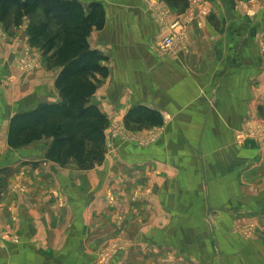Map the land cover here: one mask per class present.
Segmentation results:
<instances>
[{
	"label": "rangeland",
	"instance_id": "1",
	"mask_svg": "<svg viewBox=\"0 0 264 264\" xmlns=\"http://www.w3.org/2000/svg\"><path fill=\"white\" fill-rule=\"evenodd\" d=\"M85 1L88 0L78 2L85 7L86 12H89L90 4H86ZM95 1L103 7L102 22L92 27L86 34L89 47L95 40L91 36L92 31L105 30L107 27L105 11L125 10L123 7H128V0L120 5V0ZM140 3L141 7L165 30L163 35L151 40V47L160 54L174 58L179 54H184V56L191 54L190 36L188 35L191 24L198 22V25H201V20L210 15L217 5L224 6L221 12L224 16L222 19L236 17L244 28L251 24L255 26L264 15V0H235L233 8L228 7L229 5L227 6L224 0H184L177 4H169L167 0H140ZM43 12V6L37 7L36 12L27 17L29 22L46 21ZM51 21L52 26L48 31L49 34H54L55 20ZM13 22L14 14L11 12L5 22L9 33L20 25L19 23L13 27ZM262 29L259 28L258 34L253 37V48L259 56L262 53L260 58L264 60ZM220 32L218 30V33ZM170 36L173 40L170 44H160L164 38ZM118 43L104 39V46L119 45ZM200 47L201 42L196 46L197 50L192 49L197 62L201 55ZM104 52L110 57L105 64L106 62L109 65L115 64L116 57L112 55L113 53L106 50ZM40 55L29 49L19 51L7 60V64L12 63L11 65H14L19 73L17 78H14L11 73L8 76L4 74L3 82L9 92L12 89L15 91L13 99L26 98L30 93L41 89L42 91L39 92L41 94L44 92L41 97L44 101L51 102L52 99L53 103L60 101L53 79L58 68L48 64L49 59L47 55L42 54V51ZM39 65H44L45 69L35 78L32 74L36 72ZM261 66L256 64V72L261 70ZM239 72L241 76L245 70L239 69ZM250 84L249 90H246L244 86L248 85L247 79L241 80V97L246 101L250 100V105L240 106L243 114L236 123H224L226 133L223 139L207 138L208 134H216L217 127L221 126L213 123L206 126L171 127L169 125L170 112L162 116L161 125H151L144 121L136 122L133 119V113L125 118L121 116L113 118L109 114V125L105 130V159L101 165L87 170L79 169L72 162L62 166L47 160L45 155L50 148V139L31 141L24 145L25 147L22 146L30 152L27 157H21L17 162L10 163L9 168L0 169V195L3 194L9 200L5 203V209L9 211L13 209L10 213L17 221V210L15 209L20 206V209L25 212L24 210L29 208L31 223L35 222L36 226H40L44 232V239L50 240L49 243L52 242L54 246L48 249L43 248L42 252L52 261L45 264H225L226 256L234 253L232 246L229 245L231 244L230 239L238 245L246 244L244 246L246 248L255 246L254 244L259 240L264 242V224L254 216L251 218L246 216L216 218L219 217L217 214L220 210H223L227 216L226 212L231 209L228 203L219 205L222 199L220 186H214L210 181H206L205 173H203V167L206 168L208 163L211 165L214 155L217 156L216 159H222L223 162L228 163L231 158L233 162H237V157L243 153L245 163H259V166L264 167V88L262 87L264 84ZM35 87H38V90ZM102 88L104 89L102 94L105 95L102 99L106 101L107 87L104 85ZM252 88L256 93L253 102L251 101ZM101 89L98 92L100 96ZM32 105L28 106L29 109ZM15 113L13 112V115ZM207 113H209L208 109L204 111L198 109L193 116L205 117ZM4 118L5 126L9 127V114H4ZM177 132L180 135L178 137H176ZM167 135L170 137L165 140L164 137ZM159 143L165 144L171 156L175 154L174 157L178 158V164L180 163L187 171L193 173L191 180L186 184L189 186L191 184L192 190L186 187L185 190L189 194L185 200L192 201L191 203L198 201V203L193 207L190 204L175 213L179 216L183 214L180 218L176 215L171 216L172 211L168 207L160 208L158 204L164 193L169 197L177 198L184 185L165 186L164 184L168 183L167 180L171 179L170 171L164 170L163 172L154 168L149 176L147 173L144 176L141 169L135 168L127 159L120 157L129 153L139 154L140 149L143 150ZM7 150L9 152L10 148ZM254 150L257 151L255 156L250 154ZM5 154L8 155V153ZM166 154L167 152L163 153L164 156ZM253 166L246 167V172ZM192 168L194 171H191ZM213 174L210 172L209 176ZM146 179L150 181L145 183ZM246 181L248 182L245 183L248 194L253 196L264 188V178L250 182V175H247ZM259 182L262 183L259 184ZM8 187L10 193L6 191ZM77 195H83V198H77ZM232 195L237 198L236 194L232 193ZM70 196L78 199L73 206L70 205L71 201L69 202ZM232 207H237V205L232 204ZM1 215L0 208V218ZM18 226L21 229L22 224ZM175 227L181 228L183 232L180 233L185 235L181 239L183 247L180 248L172 247L174 245L167 242V239L172 237L165 232ZM156 231L165 233L164 237L155 240ZM16 232L18 228L15 230L14 238L11 239L13 241L18 239ZM0 235L10 237L6 232L0 231ZM30 239L34 243L32 236ZM65 241H73L67 251L63 250ZM201 245L208 247L206 252H201L203 250ZM58 251L60 252L57 253ZM65 252H67L66 256ZM249 252H253V249ZM56 254H59V263L55 261ZM259 254L263 255L264 252ZM179 259L180 261L177 262ZM35 263L43 264L39 258Z\"/></svg>",
	"mask_w": 264,
	"mask_h": 264
},
{
	"label": "crops",
	"instance_id": "2",
	"mask_svg": "<svg viewBox=\"0 0 264 264\" xmlns=\"http://www.w3.org/2000/svg\"><path fill=\"white\" fill-rule=\"evenodd\" d=\"M124 1L120 0L119 5L124 3ZM85 2L86 4L99 3L95 0ZM224 2L231 8L235 5V0H224ZM103 5L106 4L103 3ZM127 6V8L123 7L125 10H106L107 27L105 30L92 31L91 36L95 40L92 41L93 44H90L91 49L103 53L104 56L106 55L107 62L110 57L104 51L113 53L112 55L116 57V63L114 62L115 64L112 65L107 64V62L106 64L105 62L103 63L109 68L108 76L101 81L89 103L95 105L106 115L108 121L109 114L113 118L114 116L125 118L132 109L144 108L155 111L160 115L161 119L166 112H170L169 125L171 127L206 126L209 123L221 125L217 127L216 134H208L207 138L223 139L225 137L224 133H226L224 123H236V121L241 119L243 114L240 106L250 105V100L246 101L241 97V80L247 79L248 85L247 87L244 86L246 90H249L250 83L264 84V60L260 58V56L262 57V53L259 56L256 49L253 48V37L258 34L259 28H263L262 31L264 32V15L261 16V19L257 21L259 23H256L255 26L251 24V26L244 28L241 26L240 20L234 16V18L222 19L224 16L221 12H223L224 6L221 4L217 5L210 15L201 20V25H198V22L191 24L188 33L190 36L191 54L186 56L179 54L174 58L160 54L151 47V40L163 35L165 30L141 7L140 0H128ZM29 21L27 17H23L19 22L20 25L12 29L11 33L8 32L5 26L6 21L0 22V85L2 86L0 87V169L9 168L10 163H15L21 157H27L30 154L29 150L23 147L14 149L8 146V127L5 126L4 114H9L10 121L13 112L28 110V106L32 104L31 109L36 108L41 103H53V99L51 102L41 99L44 95V92L42 94L39 92L42 91L41 89L30 93L26 98L15 100L12 97L13 93H15L14 89L9 92V89L3 82L5 76H8L9 73L14 78L19 76L14 65L12 66V63L7 64L9 58L18 54L19 51L29 49H32L37 55L41 53L39 49L29 46L27 33ZM219 25L220 28H218ZM218 30L219 32L220 30L222 31L218 33ZM104 39L116 43L120 41V43H118L119 45L104 46ZM199 42H201V55L197 62L192 49L195 48L197 50L196 46ZM256 64L262 65L261 70L257 72ZM56 68L58 69L53 78L54 83L57 74L61 70L60 67ZM44 69V65H39L32 76L36 78L38 74L44 72ZM239 69L245 70V73L241 76ZM104 85L107 87L106 101L102 99L105 97L102 94L104 90L102 87ZM262 87L264 88V86ZM35 89L38 90V87H35ZM100 89L101 96L98 93ZM224 91H226L225 94ZM254 91L255 89L252 88V102L256 97ZM53 96H55L54 92ZM210 98L212 99L210 100ZM123 107L126 108L122 109ZM198 109L202 111L208 109L209 113L205 117H194L193 114ZM141 115L143 114L141 113ZM178 132L176 133V137L180 136ZM169 137L167 135L164 139L167 140ZM5 147L7 149L10 148L9 152H7L8 150ZM139 152V154L129 153L120 157L125 160L127 159L135 168L141 169L144 176L146 173L149 176L152 173L151 170L154 168L163 172L164 170L170 171L172 176L170 180H167L168 183L164 184L165 186L184 185L182 192L177 198L169 197L164 193V196L159 200L160 204L158 205L160 208L164 206L168 207L172 211L171 216L175 217L176 215L180 218L183 214L179 216L175 213L185 209L190 204L193 207L198 203V201L191 203L192 201L185 200L189 194L185 190L186 187L192 190L190 187L192 185L186 184L187 181L191 180L193 173L187 171L180 163L178 164V158L174 157L175 154L171 156L165 144H155L143 150L140 149ZM165 152H167L166 156L163 155ZM5 153H8V155ZM256 153L257 151L254 150L250 154L255 156ZM216 157L214 155L211 165L208 163L206 168L203 167V173H205L206 181H210L214 186H220V196L222 195V199L219 201V205L228 203V207L231 209L226 212L229 216L227 214L225 216V212L220 210L217 214L219 217L216 218H240L243 216L251 218L254 216L264 224V188L262 187L263 189L257 191L253 196L252 194H248V188L245 184L247 182V175H250V182L263 180L264 167L259 166V163H245V154L243 153L237 157V162H233L231 158L228 163H225L222 159H216ZM250 165H254L253 171H251L252 169H247L246 172L245 168ZM191 171H194L193 168ZM210 172L214 174L209 176ZM148 181L150 179H146L145 183ZM261 183L259 182V184ZM6 191L10 193V188L8 187ZM232 193L236 194L237 198H234ZM77 198H83V195H77ZM0 200L2 212L0 231L2 233L6 232L7 236H10L6 238L0 235V264H36L35 261L38 258L43 264L46 262L51 263V259L49 260L42 250L43 248L48 249L54 246H52V242L49 243L50 240L46 241L44 239V232L40 226H36L35 222L34 224L31 223V214H28L29 208L23 212V209H20V206H18L15 209L17 210L16 216L18 217L16 221L12 213H10L13 212V209L9 211L4 207L5 203L9 201L8 198H5L1 194ZM77 200L70 196V205L73 206ZM232 204L237 205V207H232ZM21 224L22 227L19 229L18 225ZM17 228L18 232H16V235H18V239L13 241L11 239L14 238ZM180 232L183 231L179 227L165 232L170 234L169 237H172L167 239L168 243L170 242L174 245L172 247H183L181 239L185 235ZM165 233L156 231L154 239L163 238ZM31 236L34 243L30 239ZM230 242L231 244L229 245L232 246L234 253L226 256V259H224L225 264H264V254H259L264 252L263 241L259 240L254 244L255 246L248 248L244 247L246 244L238 245L232 239H230ZM72 243L73 241H65L63 250L67 251ZM201 247H203L201 252H206V249H208V247L203 245ZM75 249H77L76 246ZM251 249H253V252L250 253L249 250L251 251ZM58 258L59 254H56L55 261L57 263H59ZM179 261L180 259L177 262Z\"/></svg>",
	"mask_w": 264,
	"mask_h": 264
},
{
	"label": "trees",
	"instance_id": "3",
	"mask_svg": "<svg viewBox=\"0 0 264 264\" xmlns=\"http://www.w3.org/2000/svg\"><path fill=\"white\" fill-rule=\"evenodd\" d=\"M183 1L167 0L169 4ZM39 6L44 7L46 21L29 24L28 42L47 55L49 65L61 68L55 78L60 101L16 112L9 121L7 144L16 149L31 141L50 139L47 160L62 166L72 162L81 170L92 169L105 159L109 121L89 102L109 70L103 64L107 57L89 47L86 34L102 22L103 7L92 3L86 12L77 0H0V22L13 12V25L19 24ZM51 20H55L54 34L48 31ZM132 112L136 122L162 124L155 111L134 108Z\"/></svg>",
	"mask_w": 264,
	"mask_h": 264
},
{
	"label": "built area",
	"instance_id": "4",
	"mask_svg": "<svg viewBox=\"0 0 264 264\" xmlns=\"http://www.w3.org/2000/svg\"><path fill=\"white\" fill-rule=\"evenodd\" d=\"M172 41H173V40H172V38H171V36H170V37H166V38H164L160 44H161V45H164V44L166 43V44L168 45V44H170Z\"/></svg>",
	"mask_w": 264,
	"mask_h": 264
},
{
	"label": "water",
	"instance_id": "5",
	"mask_svg": "<svg viewBox=\"0 0 264 264\" xmlns=\"http://www.w3.org/2000/svg\"><path fill=\"white\" fill-rule=\"evenodd\" d=\"M0 87H2V86L0 85Z\"/></svg>",
	"mask_w": 264,
	"mask_h": 264
}]
</instances>
